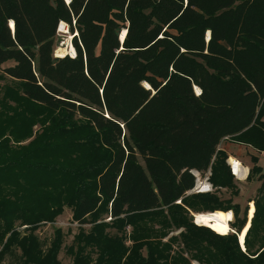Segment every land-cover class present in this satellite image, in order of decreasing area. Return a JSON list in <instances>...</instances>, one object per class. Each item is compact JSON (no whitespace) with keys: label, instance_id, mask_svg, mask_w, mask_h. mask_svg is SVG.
I'll list each match as a JSON object with an SVG mask.
<instances>
[{"label":"trees","instance_id":"1","mask_svg":"<svg viewBox=\"0 0 264 264\" xmlns=\"http://www.w3.org/2000/svg\"><path fill=\"white\" fill-rule=\"evenodd\" d=\"M0 69V264H61V228L36 231L65 207L69 264H264L259 157L254 206L218 194L223 139L264 150V0H0ZM228 210L227 235L191 214Z\"/></svg>","mask_w":264,"mask_h":264},{"label":"rangeland","instance_id":"2","mask_svg":"<svg viewBox=\"0 0 264 264\" xmlns=\"http://www.w3.org/2000/svg\"><path fill=\"white\" fill-rule=\"evenodd\" d=\"M59 26H60V23H59ZM57 30H59V29H57ZM69 34H70V32H63V30H61V32H59V31L57 32V36L55 38L56 44H55V48L53 51L54 56H56L55 54H56V51L58 50L57 48H59V49L61 48L62 50H64L65 48L67 49L69 46L72 45L71 44L72 36H70ZM60 46H62L63 48ZM12 64H13L12 61H8V62L2 64L1 69L3 67H6V66H9ZM38 129H39V125H35L33 127L34 132L37 131ZM238 145L241 146V147H238V149L236 150V152H238L237 155L239 157L238 158L235 157V158L239 159L243 168L244 167L246 168L247 175H248L249 167L251 166V156L252 155H257L261 159V165L263 166V167L262 166L261 167L264 169V150L258 151L256 149L248 146L253 150L252 151V150L246 148L247 145L245 146V144L238 143V142L233 141L229 138L223 139L219 146H220V148L227 150V152L232 153V151H230V150H234ZM229 156L230 155H228V157ZM228 157H227V159H228ZM230 157H234V156L232 155ZM227 159H226V163H227ZM235 161L237 162L238 160L235 159ZM239 161H238V163H239ZM246 173H245V177L243 179L237 178L236 173L234 174L235 176L233 175L234 181H235V186H236V189L238 190L237 195L231 194L230 190H227L225 188L218 189L219 190L218 194L220 195V197L222 199H227L229 197H232V202L238 203L240 205V207H241L240 216H242V210L245 207H247V211H248L250 205L254 206L253 199L257 195V188L259 187V184H260V181L257 180L255 176L251 179H247ZM204 179H205V174L197 173L196 182L200 181L203 183V185H201V184L199 185V187H201V190L207 189V185L205 184ZM211 187L212 188L210 191H214L215 187H213L212 184H211ZM190 193H191V191L187 194H190ZM108 219H110V218L107 217L105 220H108ZM233 221H234V216H233ZM233 221H230V223H232ZM248 221H250L249 218L247 219L246 223ZM197 225H199V224H197ZM78 226H79V223L77 221L72 220V213H71L70 208L65 207L63 213L60 214L59 216H57V218L55 219V221L53 223L48 222V223L41 224L36 232L38 233L39 237L42 240H46L48 243L49 240L51 239L52 235H53V230L55 228H61L64 236H63V244L61 246V250L58 253V259L60 260L61 264H69L71 262L72 255L66 249H67L68 245L71 244L73 235L78 230ZM83 226L86 229H88V227H89L88 224H85ZM126 230H127V232H129L130 228L127 227ZM178 231L179 230L172 231L170 234H176ZM232 231H234V230L232 229ZM127 243H129V242L127 241ZM242 250H244V249H242ZM1 264H15V259L11 256H7V258H5V260ZM191 264H200V263L197 262L196 260H191Z\"/></svg>","mask_w":264,"mask_h":264},{"label":"bare ground","instance_id":"3","mask_svg":"<svg viewBox=\"0 0 264 264\" xmlns=\"http://www.w3.org/2000/svg\"><path fill=\"white\" fill-rule=\"evenodd\" d=\"M11 27L13 26V23L10 22ZM61 30H63V32H68V27L66 25L65 22L61 21L60 22V26H59V32H61ZM125 32V30H124ZM70 36H72V34H69ZM62 47V46H60ZM63 48V47H62ZM58 50L56 51V56H64L65 54H72L70 56H74L75 55V50L73 48V46H69L67 49L65 48L64 50H62L61 48H57ZM144 85L146 87H149L147 85V83L144 82ZM196 91L198 92L199 89L197 87H195ZM229 161L234 162L235 159L233 157L229 158ZM235 173H236V177L239 179H243L245 177V173H246V168H242L240 166V164L238 162L235 163ZM208 189V187H207ZM193 215V221L196 224H201L204 226H207L208 228H210L212 231L220 234V235H227L230 231H232V229L230 228V221H233V213L231 210L228 211H214V212H203V213H192ZM248 228L244 227L242 229L241 232H239L237 234L238 237V242L241 246L242 249H244V238L246 235Z\"/></svg>","mask_w":264,"mask_h":264},{"label":"built area","instance_id":"4","mask_svg":"<svg viewBox=\"0 0 264 264\" xmlns=\"http://www.w3.org/2000/svg\"><path fill=\"white\" fill-rule=\"evenodd\" d=\"M229 158H230V156L228 157V159H227V164L229 165V168H230V172H231V174L232 175H234L235 174V163H236V161H234V162H231V161H229ZM234 159H236V160H238L239 161V159H237V158H235V157H233ZM237 161V162H238ZM239 164H240V166L243 168V166L241 165V162L239 161ZM192 171V173L195 175V178H197V173H199L198 171H195V170H191ZM210 175V171L208 170L207 172H205V179H204V181H205V184L207 185V187H208V189H206V190H201V187H199V185L201 184V185H203V183L202 182H196L195 181V185H194V187L191 189V190H189L187 193H189L190 191H191V193H197V192H206V191H210L211 190V184L209 183V181H208V176ZM235 176V175H234Z\"/></svg>","mask_w":264,"mask_h":264},{"label":"crops","instance_id":"5","mask_svg":"<svg viewBox=\"0 0 264 264\" xmlns=\"http://www.w3.org/2000/svg\"><path fill=\"white\" fill-rule=\"evenodd\" d=\"M246 146V145H245ZM238 147H241L240 145H238L234 150H230V151H232V153H230V152H227V150H225L226 152H227V154L228 155H230V156H234V157H239L237 154H238V152H236V150L238 149ZM246 148L247 149H250V150H252L250 147H248V146H246ZM253 151V150H252ZM258 164L260 165V166H262L261 165V159L259 158V161H258ZM247 166V165H246ZM263 167V166H262ZM246 175H247V173H246ZM247 177V176H246Z\"/></svg>","mask_w":264,"mask_h":264},{"label":"water","instance_id":"6","mask_svg":"<svg viewBox=\"0 0 264 264\" xmlns=\"http://www.w3.org/2000/svg\"><path fill=\"white\" fill-rule=\"evenodd\" d=\"M11 25V24H10ZM57 29H59V25H58V28ZM124 35H125V32L124 31H122L121 33H120V35H119V39L122 41V39H123V37H124ZM207 38L209 37V33H207ZM70 55H72V54H70ZM192 214V213H191ZM193 215V214H192ZM232 232H234V231H232Z\"/></svg>","mask_w":264,"mask_h":264}]
</instances>
